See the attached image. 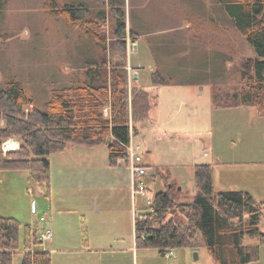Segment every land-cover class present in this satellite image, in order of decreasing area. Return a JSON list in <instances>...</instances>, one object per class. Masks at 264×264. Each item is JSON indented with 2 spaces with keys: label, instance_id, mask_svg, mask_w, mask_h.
Instances as JSON below:
<instances>
[{
  "label": "rangeland",
  "instance_id": "1",
  "mask_svg": "<svg viewBox=\"0 0 264 264\" xmlns=\"http://www.w3.org/2000/svg\"><path fill=\"white\" fill-rule=\"evenodd\" d=\"M56 1L63 4L73 0ZM123 2L126 23L138 34L135 53V42L129 35L126 39L130 64L139 67L129 68L127 54L129 89L134 86L136 70L141 75V85L135 84L137 88L149 84L151 71L156 69L175 83L160 89L162 103L156 126L141 113L130 118V144L147 163L143 178L147 189L137 193L134 200L128 188L130 169L116 167L118 162L114 168L109 166L108 150L102 146L69 145L50 155V189H45L44 194L37 193L36 183L26 171L0 175V215L16 218L21 227L36 225L33 229L36 232L38 228V235L49 229L52 240L40 244L43 249H55L51 251V264L72 263L56 249L80 246L83 230L93 246L117 248L128 244L133 236L134 213L148 212V200L172 183H176L175 195L176 186L183 187L181 197H175L177 202L191 201L193 198L188 197L196 188L193 165L211 164L212 158H198L213 148L228 149L226 159L233 164H212L215 190H245L264 201V109L261 112L249 106L229 111L212 108L214 88L224 92L241 88L234 67L238 59L255 57L225 7L216 0ZM190 9L196 11L198 22L225 30L227 36L218 42L224 54L189 45L185 23ZM105 10L108 16L104 30L110 37L113 20ZM82 34L79 28L55 15L45 0H7L0 14V85L13 79L18 81L32 98V107L44 109L52 91L76 84L83 74L85 60L96 55L94 42ZM234 41L236 44H232ZM156 128L170 133L209 132L212 146L204 149L194 139H157ZM10 142L12 145L7 146ZM19 145L17 138H11L3 143L2 150L18 149ZM88 173L101 176L103 189L90 190L87 184L81 185ZM28 189L33 190L31 195ZM41 217L46 221H41ZM261 229L264 231V227ZM253 242L244 239V244ZM197 245L174 249L170 257L159 255L155 249H139L137 258L129 252H106L97 264H214L205 245ZM21 253L13 254V264H20ZM259 264H264V249Z\"/></svg>",
  "mask_w": 264,
  "mask_h": 264
},
{
  "label": "trees",
  "instance_id": "2",
  "mask_svg": "<svg viewBox=\"0 0 264 264\" xmlns=\"http://www.w3.org/2000/svg\"><path fill=\"white\" fill-rule=\"evenodd\" d=\"M216 1L225 7L255 57L238 60L234 66L241 80L240 89L212 90V108L249 106L262 112L264 0ZM6 2L0 0V14ZM45 5L60 19L79 28L96 49V55L85 60L77 83L54 89L44 109L32 107V98L18 81L13 79L0 85V172L26 171L34 183L49 192L50 155L69 145L102 146L108 150L109 166L127 160L131 115L144 114L156 124L159 88L175 83L156 69L151 72L148 85L129 89L126 39L129 35L135 41L138 34L127 27L123 0H73L63 4L45 0ZM105 9L113 20L110 37L104 30L108 16ZM154 136L194 139L204 149L211 146L209 132L170 133L156 128ZM11 138L19 140V148L3 151V143ZM193 178L197 193L191 201L177 202L174 185L170 184L152 197L149 208L153 212L135 215L137 248L155 249L165 256L167 251L196 247L200 242L215 264L258 262L260 247L264 246V232L260 228L264 202H256L246 191L215 192L211 165H195ZM35 233L30 225L21 227L17 219L0 216V264H13V254L17 252H22L20 264H51L50 253L36 248L41 242ZM246 237L255 244H244Z\"/></svg>",
  "mask_w": 264,
  "mask_h": 264
},
{
  "label": "crops",
  "instance_id": "3",
  "mask_svg": "<svg viewBox=\"0 0 264 264\" xmlns=\"http://www.w3.org/2000/svg\"><path fill=\"white\" fill-rule=\"evenodd\" d=\"M189 17L190 18L185 23V29L188 30L187 35H185V36L188 38L189 45L191 44V46H193V45L199 46L198 48H206L208 51L209 50H215L219 53L224 54V52L222 51V46L220 47L218 45L219 44L218 42H219V39L227 36L225 30L220 31V29H216L214 26H210L209 23L204 22V21L202 23L198 22V20L195 19V17H197V13L194 9L189 10ZM127 27H128V25H127ZM137 38H138V36H137ZM137 38L134 41L135 45L133 46V53L137 52V45H136ZM232 44H236V41H234ZM129 52L130 51H128V53H127L128 54L129 68L138 69L139 68L138 66L137 67L131 66V64H130L131 54H129ZM227 59H229V58H227ZM136 71H137V77L134 78V82H135L133 84L134 86H135V84L141 85V83H140V81H141L140 72L138 70H136ZM145 85H148V84L143 83V86H145ZM161 88L162 87L159 88V113H158V121L157 122H159L160 111H161L160 106L162 103V99L160 96V89ZM232 109H236V108H232ZM232 109H224V110L214 109V111H229ZM173 114H174V112H173ZM156 124H155V126H156ZM211 142H212V140H211ZM14 150H16V149H14ZM227 154H228V149L227 150H225V149L224 150H218V149L213 148L210 153H204V155L202 157H199L198 160H203L204 158H212L213 161L211 164H209V163H202V164H208V165L212 166V164L214 163V164L221 165V167L233 166L231 161H227L228 160V159H226ZM142 162H143L144 166L147 164L144 162V160ZM232 162L234 163L235 161H232ZM236 163H239V162H236ZM198 164L199 163H196L193 166L195 167V165H198ZM116 167H118V168L123 167L125 170H129L128 163L124 164L123 160H119ZM194 167H193V169H194ZM3 173H20V172H0V175H3ZM28 178L30 179L29 175H28ZM128 182H129L128 188L130 190V192H129L130 196H132V198L135 200V196L137 195V193H133V191H132L131 175L128 178ZM85 184H87V187L90 188V190H95V189L99 190V189H103V187H104V183H103L102 178L99 174H90V173L86 174L81 180V185H85ZM174 185H176V183H174ZM36 187L38 188V189L36 188L37 193L44 194L45 187L43 185L36 184ZM148 189H149V187H148ZM214 190H215V188H214ZM159 191H162V190H159ZM159 191H156V192H159ZM219 191H245V190L238 189V190H219ZM28 192L31 195L33 193V190L28 189ZM215 192H218V191L215 190ZM246 192H248V191H246ZM182 193H183V187L178 185V188H177V186H176V195L174 194V198L176 196H177L176 199L180 198ZM196 193H197V190L195 188V192H193L192 196L188 197V198H193L196 195ZM248 193H250V195L254 198V200L256 202H264V201L257 200L254 197V195L251 194V192H248ZM135 215H137V213H134V217H135ZM0 216H4V215H0ZM4 217H9V216H4ZM134 217H133V220H134ZM34 226H36V225H34ZM34 226H31V227H34ZM261 226L264 227V215L261 218L260 228H261ZM84 232H85V230H83V238L84 239H83V242L80 246H74V247L59 246L56 249L57 251L66 255L68 262L70 260H72L71 264H97L98 262L101 263V255H103L106 252L111 253L112 251L120 252V253L129 252L132 255L136 254V258H137L138 250L142 249V248H137V246H136L135 234H134V225H133V236L130 239V241L128 242V244H126L124 246H119L117 248L93 246L92 243L88 240V238ZM35 234H36V239H37L40 236V235H38V228H37V231ZM51 240H52V238H51ZM251 241H254V240H251ZM252 244H255V241L253 243L246 244V245H252ZM41 247H42V244L39 243V245L36 248L39 250L49 252L50 256H51V251L55 250V249H51V251H50L48 249H43V247L42 248ZM263 249H264V246H261L260 247L259 261L255 262V263H250V264H259L261 262ZM68 257H70V258H68Z\"/></svg>",
  "mask_w": 264,
  "mask_h": 264
},
{
  "label": "built area",
  "instance_id": "4",
  "mask_svg": "<svg viewBox=\"0 0 264 264\" xmlns=\"http://www.w3.org/2000/svg\"><path fill=\"white\" fill-rule=\"evenodd\" d=\"M3 151H11V150H6L3 148ZM128 162V167L130 169L131 173V185H132V191L133 193H141L144 192L147 187L145 186V181L144 177L146 175V167L144 166L142 162V158L140 157L139 154H136V151L132 145V143L128 147V158L126 160ZM151 205V199L148 200V207ZM150 212H153V208H149ZM41 221H44L45 218L41 217ZM52 235L49 229H46L41 232L40 236L37 238L38 241L42 243V241H48L51 240ZM166 256H172L173 251H167Z\"/></svg>",
  "mask_w": 264,
  "mask_h": 264
},
{
  "label": "bare ground",
  "instance_id": "5",
  "mask_svg": "<svg viewBox=\"0 0 264 264\" xmlns=\"http://www.w3.org/2000/svg\"><path fill=\"white\" fill-rule=\"evenodd\" d=\"M11 143H12V142L8 143V145H7V146H11V145H12Z\"/></svg>",
  "mask_w": 264,
  "mask_h": 264
}]
</instances>
